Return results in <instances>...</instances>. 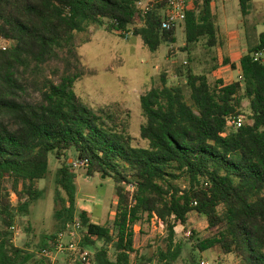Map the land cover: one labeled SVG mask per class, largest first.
<instances>
[{
    "label": "trees",
    "instance_id": "1",
    "mask_svg": "<svg viewBox=\"0 0 264 264\" xmlns=\"http://www.w3.org/2000/svg\"><path fill=\"white\" fill-rule=\"evenodd\" d=\"M251 1L238 0L242 16ZM141 2L0 0V42L6 44L0 46V264H49L33 251L50 248L55 234L75 219L76 176L69 163L75 159L85 163L87 176L115 184L109 226L92 223L84 211L77 217L88 235L82 246L94 252V264H129L132 228L153 216L164 223L166 234L156 263H174L179 255L174 230L186 227L193 213L206 220L208 231L202 239L188 238L195 249L216 248L237 264H264V32L240 58L238 81L211 85L206 75L183 67L176 78L189 91L188 101L181 86H168L164 77L160 87L141 95L139 138L146 148L107 127L112 118L73 92L84 76L75 35L89 27H103L122 39L130 32L151 53L175 44V27L162 28L165 0H151L140 11ZM212 3L189 0L182 51L201 40L209 49L219 45ZM257 54L262 56L255 59ZM29 96L36 101L28 102ZM244 102L250 123L227 128L228 118L242 115ZM50 155L58 162L57 231L31 251L29 230L22 248L14 245L13 231L41 197L36 184L47 178ZM146 262L152 259L144 253L136 264Z\"/></svg>",
    "mask_w": 264,
    "mask_h": 264
},
{
    "label": "rangeland",
    "instance_id": "2",
    "mask_svg": "<svg viewBox=\"0 0 264 264\" xmlns=\"http://www.w3.org/2000/svg\"><path fill=\"white\" fill-rule=\"evenodd\" d=\"M149 3L151 0H142L138 9L144 10ZM213 6L217 19H219L218 8L221 9V13L226 14L227 37L250 39L252 35L248 30L240 32L244 26L242 20L245 16L241 15L238 0H226L223 4L221 0H215ZM175 29V44L161 45L154 53L145 49L140 38L131 36L130 32L125 34L126 39H122L116 34L105 31L103 27H89L86 32L75 35L77 53L80 56L84 76L74 84L73 92L87 107L94 111L102 110L105 115H109L112 122L106 121L107 127L129 136L135 147H147V142L139 138V129L144 124L139 98L147 90L160 87L162 77L166 79L168 86H181L187 101L189 91L176 78L178 70L184 69L183 67H189L194 74L206 75L211 85L217 80H222L225 84L236 80L234 72L222 65L224 39H222L223 44L211 49L207 48L201 40L192 50L184 52L182 51L183 24H177ZM223 29L221 27V30ZM256 30L262 33L264 26H258ZM222 36L226 38L225 33ZM0 46L4 47L6 44L0 42ZM185 63H187L186 66H184ZM58 68L61 69V66ZM36 99L37 96H29L27 101L35 102ZM241 112L244 123H250L247 120L249 113L245 102L242 104ZM68 156L73 157L72 153H68ZM57 168L58 162L50 155L47 178L36 184L41 191L40 199L31 207L27 218L16 221L13 237L15 246L24 247L26 230H29L31 251L43 241V237H48L57 231L53 218L55 209L53 199L56 188L54 180ZM72 170L76 176L74 217L77 218L79 213L84 211L90 216L92 223L109 226L116 204L114 181L99 175L87 176L83 168H72ZM59 192L65 198L64 193ZM11 200L15 202L13 195ZM188 231L193 232L195 238L206 237L208 235L206 220L193 213L186 227L179 226L174 230L173 243L179 246V255L172 264H200L201 262L237 264L233 256H223L216 248L204 252L195 249L194 242L188 239L192 235L190 237L184 235ZM165 236V231L163 235H159L158 231L153 230L150 221H144L137 224L134 244L140 254L145 253L155 263L158 260L157 253L165 249ZM101 246L102 243H96V247ZM107 249L109 258H113L112 247L109 246ZM35 252L36 250L33 251V255L39 259V254Z\"/></svg>",
    "mask_w": 264,
    "mask_h": 264
},
{
    "label": "built area",
    "instance_id": "3",
    "mask_svg": "<svg viewBox=\"0 0 264 264\" xmlns=\"http://www.w3.org/2000/svg\"><path fill=\"white\" fill-rule=\"evenodd\" d=\"M165 2L166 7L163 11L162 28L169 30L172 27H176L177 24H183L186 10L189 7V0H165ZM261 56V54H257L255 59ZM243 124L244 117L242 115L233 116L226 120V127L233 130H237ZM70 165L73 169L85 167V163L78 159L71 161ZM150 222L153 230L158 231L159 235H163L165 231L164 223L155 216L150 219ZM136 228L137 225L132 228L134 234ZM184 235L190 237L192 233L188 231ZM85 237H88L86 230L82 228L80 221L75 218L72 222L67 223L62 231L55 234L53 241L49 242L50 248L42 250L39 256L46 259L49 264H94V252L82 246ZM90 239L93 238L90 237ZM133 250L134 252L128 253L129 264H136L141 255L140 251L135 247L134 239ZM137 251H139V254H137ZM143 264L157 263L146 262ZM200 264L205 263L201 262Z\"/></svg>",
    "mask_w": 264,
    "mask_h": 264
},
{
    "label": "crops",
    "instance_id": "4",
    "mask_svg": "<svg viewBox=\"0 0 264 264\" xmlns=\"http://www.w3.org/2000/svg\"><path fill=\"white\" fill-rule=\"evenodd\" d=\"M225 1L226 0H221L222 4L225 3ZM214 2L215 0H213L212 9L214 8L213 6ZM213 14L215 15L216 26L219 31V39H220L219 45L223 44L222 39L225 40L222 65L230 68L234 72L233 74H235L234 76L236 77V80L234 82H236L240 79V75H241L239 60L244 54H246L245 52H247L249 47L256 44L258 35L261 34L257 32L256 28L258 26H264V1L252 0L249 4V9L247 11V14L245 15L244 19L242 18L243 20L241 19L242 21H244V26L242 24L243 29L240 32L243 33L244 30H248L252 35L248 40H245V37L243 39L227 37L228 30L226 28V24H227L226 14L221 13V9L219 8H218L219 19H217V15L215 14L214 10H213ZM221 27L224 29L221 30ZM224 33L226 35V38L225 36H222V34ZM88 217L90 216L88 215Z\"/></svg>",
    "mask_w": 264,
    "mask_h": 264
}]
</instances>
